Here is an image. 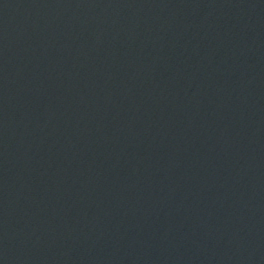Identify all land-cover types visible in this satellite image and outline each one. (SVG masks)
I'll return each instance as SVG.
<instances>
[{"label":"water","instance_id":"water-1","mask_svg":"<svg viewBox=\"0 0 264 264\" xmlns=\"http://www.w3.org/2000/svg\"><path fill=\"white\" fill-rule=\"evenodd\" d=\"M0 264H264V0H0Z\"/></svg>","mask_w":264,"mask_h":264}]
</instances>
